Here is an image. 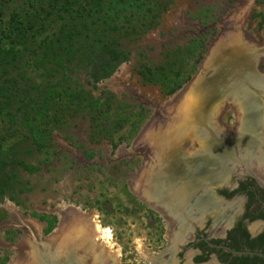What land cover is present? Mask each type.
<instances>
[{"label": "rangeland", "instance_id": "rangeland-1", "mask_svg": "<svg viewBox=\"0 0 264 264\" xmlns=\"http://www.w3.org/2000/svg\"><path fill=\"white\" fill-rule=\"evenodd\" d=\"M28 5L30 0H0V25L7 26L12 14L26 9ZM61 15L57 17L55 14L54 17L59 19ZM227 30L241 33L249 43L258 44L256 48L250 44L253 49L248 56L252 54L250 57H254V65L261 64L264 73V59L258 56L264 52V47L260 48L264 46V0H170L154 27L145 34L127 38L130 57L112 75L96 85L89 84L82 73L78 76L81 86L85 90L90 89L94 98L100 100L91 110L83 109L88 101L78 110H66L67 118L53 129L52 146L47 151L30 152L29 146L20 140L21 135L7 137L5 129H0V135L6 136L2 144L7 154L35 165L30 171L29 165H25V168L10 161L13 165L6 172L10 174L14 171L17 178L2 176L5 177L4 184L11 186L0 195V264L26 260L27 255L23 252L28 239L39 247V252L37 261L33 257L25 264L52 263V259L46 263L41 261L39 253L43 252L44 244H50L55 237L59 238L63 233L66 236L71 234L72 220L64 225L67 231L62 229V217L69 208L80 211L89 228L94 223L110 230L111 242L105 244L104 237L95 238L92 231L90 234L88 232L89 235L84 232L74 236L77 241L86 240L90 248L92 245L99 248L104 244L107 256L111 257L104 258V264H111V261L117 264L149 263L147 255L158 252L164 246L165 239L161 236L162 221L150 209L148 195L145 196L147 200L140 198L144 197L140 187L143 182L147 184L146 177L150 182L154 180L167 155L175 154L180 166H183L181 160L190 158L187 152L185 155L182 152L180 158L178 156L180 149L189 146L192 141L187 139V142H183L185 144L174 147L175 144L169 145L170 140L167 143L163 140V135L177 131L179 123L175 112L178 111L180 115L189 104L194 103L188 98L190 90L219 69L222 64L219 47L225 42L223 34ZM234 41L237 42L236 39ZM216 44L219 46L216 47ZM238 51L241 52V48ZM234 61L239 60L236 58ZM250 63L247 62L245 66L232 61L226 66L231 67V72H235L236 68L248 72L249 68L253 69ZM22 73L37 84L43 80L40 71ZM177 86L179 88L170 93L169 90ZM205 86L208 101L214 103L215 100L230 97L229 88L223 95L221 92L219 98L218 87L209 83H205ZM104 91L108 94L103 95ZM110 97L109 108L107 99ZM234 102L237 103L236 108L226 103L217 105V113L223 123L222 129H216L215 136L219 130L224 138H231L232 133H240L242 138L245 136L238 119L242 111L240 104L243 107V103L239 100ZM204 122L196 121L184 128L187 131H181L182 135L176 139V136H172L176 142L193 135L194 147L191 151L194 157L195 153L201 151V146L212 148L211 143L207 142L213 141V136L198 138L197 135V129L205 127ZM181 127L180 123L178 130ZM158 131H163V135H159ZM160 141L165 144L163 150L168 152L166 155L161 152L163 150L157 152L155 149ZM155 155L160 159L156 167L152 164ZM138 184L141 186L138 187ZM80 259L81 264L86 261L99 264L91 259Z\"/></svg>", "mask_w": 264, "mask_h": 264}, {"label": "trees", "instance_id": "trees-1", "mask_svg": "<svg viewBox=\"0 0 264 264\" xmlns=\"http://www.w3.org/2000/svg\"><path fill=\"white\" fill-rule=\"evenodd\" d=\"M168 4L170 0H30L7 26L0 25V129L7 137L21 135L30 152L47 151L66 110H78L87 101L83 109L91 110L100 100L81 86L78 76L82 73L96 85L112 75L130 57L127 38L154 27ZM28 70L40 71L43 80L37 84L22 73ZM5 141L0 135V195L11 186L2 176L17 178L14 171L6 172L13 163L35 168L8 155Z\"/></svg>", "mask_w": 264, "mask_h": 264}, {"label": "flooded vegetation", "instance_id": "flooded-vegetation-1", "mask_svg": "<svg viewBox=\"0 0 264 264\" xmlns=\"http://www.w3.org/2000/svg\"><path fill=\"white\" fill-rule=\"evenodd\" d=\"M262 98L264 96L259 97ZM232 106L236 108L237 105L233 102ZM257 106L264 111V101L257 102ZM260 136L264 138V128L250 135L249 140L245 141L247 137H244L242 154L247 148L246 143H255ZM256 151L260 153V150H253V153ZM205 160L194 161L192 164L190 159L182 160L183 166L186 165L184 169L177 163V159L173 160L172 163L182 168L181 174L174 181L178 179L182 185L184 180L191 178L195 191L185 193L180 205L176 202L174 206L157 202L154 205L150 202V209L162 221L161 236L165 243L158 252L147 255L148 264H264V166L242 171L240 168L232 169L223 165L216 171L208 164H200ZM221 160L224 164H232L225 158ZM210 161L216 162L215 159ZM174 167L168 168V174L172 173ZM208 168L216 174L210 172L203 175L200 179L203 182L199 183L198 174ZM193 171L195 174L191 173ZM168 174L163 180L166 181ZM163 188L167 190L166 184ZM142 194L146 196V193ZM140 198L147 200L142 196ZM117 263L111 261V264ZM85 264L92 263L86 261Z\"/></svg>", "mask_w": 264, "mask_h": 264}, {"label": "bare ground", "instance_id": "bare-ground-1", "mask_svg": "<svg viewBox=\"0 0 264 264\" xmlns=\"http://www.w3.org/2000/svg\"><path fill=\"white\" fill-rule=\"evenodd\" d=\"M235 31H236V29H235ZM234 37H236V38H234ZM223 39H225V42H223V44L219 47V51H221V52H219V54H221L220 55V59L222 61V64H220L219 69L216 72H214L213 74H211V76H209L207 78V80H204V81L201 80L200 83H198V84H200L199 86L195 85V87L192 90H190L188 98L190 99V102H191V100H193V102H194L193 104H189V107L185 108L180 115H179L178 111L175 112L176 116L178 117L177 118L178 123L179 124L181 123L183 128L181 127L182 129L178 130L179 129V124H177L178 125V128H176L177 131H174L172 133H170V132L166 133L165 132L166 134L164 133V135H166V136H164L162 134L163 131H160V132L158 131V133H159V135L160 134L163 135V138H164L163 140L166 143L168 142V140H170L169 141V145H174L175 144L174 147H179L181 144H185L183 142H185V141L187 142V139L192 141L191 144L189 142V146L187 145V147L185 146V148L182 147L180 149V151H179L180 154L178 153L179 154V156H178L179 158H180V156L185 155V152L190 154V158L189 159L191 161H189V159H187L190 162V164H192L194 161H200V160L204 161V159H206L205 162L200 163V164H208L210 166V168H212L213 170L219 171L220 166H223L224 163H225V162L223 163L220 158H222V157L223 158H228L226 156H222L223 155L222 151H225V149L227 148V149H230L231 152L233 150H237L236 152L239 154L238 157L236 158V156L233 155V159L231 157L230 158H231V162L233 161V163H237V166H240L239 167L240 170H242V171L244 169H246V170H256L259 167L260 168L262 167V161H264V159H262L263 158L262 149H261L262 146H260L262 143H264V138L261 137V136L256 139L255 143L252 142V141H251L250 144L246 143L247 144V146H246L247 148H246V150H245L243 155H242V147H241V144H240V138H242L241 137L242 135L240 133L233 135V137H232L233 139L232 140L235 141V142L225 143V142H223V139L221 138V137H223V133L221 132V130H219L220 132L217 133V136H215V138H217V140H219L220 142L215 143L214 145L210 144V145H212L211 146L212 148H210L208 145L206 147H202L201 146V151L195 153L196 157H194L193 154H192L193 147H194L193 146L194 145L193 144L194 143L193 142V139H194L193 135H191L189 137H186L184 140L183 139H179V140H177L175 142V139L178 138L180 136V134L182 135L181 131H184L185 129H187L190 125H192L196 121L198 123L199 122L201 123L202 121H204V120H202L203 117L207 116L206 112H204V109L207 106H204V104L206 105L207 104V100H209V99L207 98L208 97L207 94L204 92V91H206V88H207L205 86V83H209V84L215 86V88L218 87L219 89L217 90L218 91L217 94H218V97L220 98V94H221L222 90L224 89L223 85H227L229 83L228 86H227V87H229V86H232L233 83H234V80H232L233 79V75H234V71L231 72L230 71L231 67L229 65L226 66L228 63H232V61H234V60H236V58H238V59H242L243 61H246V62L248 60V63L250 61V62H252L253 65L255 64V60H253L254 57H249L248 56V53L251 52L252 51L251 49H253V48H251V46H250L251 43L248 42L249 40L246 39V37L244 35H242L241 33L240 34L234 33V31H232V30H231V32H230V30H227L223 34ZM235 39H236L237 42L234 41ZM251 45L253 47H255V48L259 47L258 44L256 45V44L252 43ZM218 46L219 45L216 44V47H218ZM263 47L264 46H262L260 48H263ZM239 48H241V52L238 51ZM214 53L217 54V52H214ZM229 61H231V62H229ZM246 62L245 63H241V64L238 62L237 65H242L243 64V65L246 66ZM253 69H251V71H250V68L248 69L249 72H250L249 81H252V83H253V85H252L253 89H247L246 90V92H248V93L249 92H252V93L259 92V91H257V87L260 86L263 83V80H264V77L262 75L258 74V72L253 70ZM211 73H212V71H211ZM242 84H244V83H242ZM221 86H223V87H221ZM209 90L211 91V89H209ZM253 90H254V92H253ZM248 93H247L248 97H249V95H251V97L256 95V94H252V93L248 94ZM212 95H214V94H212ZM185 97H186V94L183 95L181 99L183 100V99H185ZM217 101H219V100H217ZM215 102H216V100H215ZM238 106H239V104H238ZM255 107H257V104H255ZM240 108H241L242 111L238 115L239 123H240V125L243 126V128H242L243 133L245 134V137H247L245 139L249 140V137H250V135H252V133H248L247 132L249 128L246 126V122L247 121H246V111L244 110V105L242 107V105L240 104ZM216 111L212 112V114H211L213 116V118H215L213 120V123H214L215 129H220V128L222 129V127H221L222 126V122L220 121V118H219L220 114L218 113L219 114L218 115ZM179 121H181V122H179ZM244 126H245V128H244ZM193 128H195V127H193ZM185 131H187V130H185ZM169 133L171 135H169ZM156 134H155V137H156ZM220 134H221V137H219ZM197 135H198V138L200 136H202L204 138L205 137L207 138L208 135L210 136L209 129L206 126L203 127V128L197 129ZM172 136H176L175 139ZM194 136H195V134H194ZM171 137H172V139H171ZM180 138H182V136ZM212 140H213V138H212ZM197 141H198V139H197ZM207 144H208V142H207ZM262 145H264V144H262ZM164 146H165V144L163 145V142L160 141V143L159 142L156 143V148L155 149L157 150V152H159V151L163 150ZM176 149H174V150H176ZM253 150H260L259 151L260 153H257V151H256L255 154H254ZM169 151H171V150H169ZM161 152H163L164 155H166L168 153V152H164V150L161 151ZM182 152H183V154H182ZM216 155H218V157H220V158L219 159L215 158L216 162L213 163L212 161H210V159H212L214 156L216 157ZM175 156H176L175 154L167 155L168 158L166 160H164L165 164L163 166L161 165L162 168L161 169L159 168L160 170H159L158 174L154 177L155 181L153 180V181L150 182L149 178L146 177V181L145 180L144 181L147 184H144V182H143L142 186L139 185V184L137 185L138 187L141 186L140 187L141 191L148 195L147 196L148 199L154 205H155L156 202L158 203V201H156L157 198L159 200L161 199L162 204H163V201H164V203L166 204L165 206H169V205L170 206H172V205L174 206L175 205L174 202H176V203H178V205H180L182 199H184L183 195L185 193H187V192L190 193V192L195 191V190H193V188H192L193 185L190 182L191 178H188L187 180H184L185 182L182 185L179 184V180L178 179H176L177 182H176V180L174 181V179L177 178V176L181 174L180 171H182L181 167L176 166L171 161V160L177 159V157H175ZM235 158H236V160H234ZM152 159H153L152 160V162H153L152 164H154V166L156 167V164H158L157 160H159V159L157 158L156 155L153 156ZM150 166H151V164L148 165L149 168H150ZM172 166H175V167L173 168L172 173L168 174V172H169L168 168H171ZM225 166H226V164H225ZM183 169H184V166H183ZM260 172H261V170H260ZM165 173L168 174L166 181H165V179L163 180V177H165ZM197 173L198 172L196 171V174ZM147 178H148V180H147ZM137 183H139V182L137 181ZM164 184H166L167 190H164V188H165V187L163 188ZM206 190H208V188ZM70 220L73 221V223H72V225L70 227L71 234L66 236L65 233H63V234H61L59 236V238H58V236L55 237L56 239H53L50 242V244L49 243L48 244H44V246L42 247L43 248V252L40 251V253H39V259L41 261H44V263L48 262L49 259H52L51 260L52 263L49 262L50 264H76L77 261H80V263H83V262H81L80 258H84V259H88V260L91 259L92 262H97L99 264H104V262H105L104 258L107 259V258L110 257V256H107L106 251L104 249L105 242L106 243H110L111 242V232H110V230L109 229H105V228L99 226L98 224L96 225V224H94L92 222L91 223L93 224V226H92V228H89L88 225L85 224L87 222H84L85 218L80 213V211H78L77 209H70L69 208V209L65 210V212L63 214V217H62V222H63V228L62 229L64 231H67V229L65 228L64 225H66L68 223V221H70ZM90 231H92V234H93V236L95 238L104 237V244H102L101 247L98 248L97 246L92 245V248H90L89 244L87 245V241L86 240H82L81 239L82 241L81 240L77 241L76 240L77 238L74 239V236L80 235V234H82L84 232L87 233V235H89ZM88 232H89V234H88ZM88 239H89V237H88ZM88 243H90V242H88ZM38 248L39 247H37L36 245H34L32 243L31 239L30 240L28 239L27 242L25 243L24 252H23L25 255H27L26 260H24L25 258L24 259H17L16 262L19 261L20 263H16L15 262L14 264H25V262L29 261L30 258H33V257L37 261L38 260L37 259L38 258L37 253L39 252V251L37 252ZM34 253H36V255Z\"/></svg>", "mask_w": 264, "mask_h": 264}, {"label": "water", "instance_id": "water-1", "mask_svg": "<svg viewBox=\"0 0 264 264\" xmlns=\"http://www.w3.org/2000/svg\"><path fill=\"white\" fill-rule=\"evenodd\" d=\"M251 56V55H250ZM249 56V57H250ZM258 56H260V58H262V59H264V52H262L261 54H259ZM259 58V59H260ZM239 61H233V62H239L240 64L241 63H245L246 61H243L242 59H238ZM247 62H248V60H247ZM246 62V63H247ZM249 63H250V61H249ZM252 63V62H251ZM249 64L250 66L252 65V68H254L253 70H255V71H259V72H262L263 73V71H262V67H261V64H259V63H257L256 65H253V64ZM235 64L233 63V66H234ZM242 67H244V66H242ZM242 69L243 68H241V70H240V68H236L235 69V72H234V75H233V79L232 80H234V84L232 85V86H229V87H227L228 86V84L227 85H223L224 86V89L222 90V94L221 95H223V93H224V91L226 90V89H228V91L229 90H231L230 92H231V94H230V97L227 99V97L225 98V97H223V98H221V100H219V101H217L216 100V102H214L213 103V101H208L207 100V104L205 105L204 104V106H207L205 109H204V112H206V117H203V119L202 120H204L205 122H204V125L209 129V134H210V136L209 137H211V136H213V138L215 139V140H213V141H210L209 140V142L208 143H211L212 145H214L215 143H218V142H220L219 140H217V138H215L214 136L216 135V129H215V126H214V123H213V120L215 119V118H213V116L211 115L212 114V111H216L218 108H217V105H219V103L220 102H224V103H226V104H231V106L233 105V102H234V100H239L240 102H242L243 103V105H244V110L246 111V126L249 128L248 129V133H252V134H256L258 131H259V129H261V128H264V111L262 110V108H260V107H255V104H257V102H259V101H264V99L262 98V99H259V97H263L264 96V80H263V85L261 84L260 86H258L257 87V91H259V92H254V90H253V92L254 93H252V92H246V90L247 89H253V83H252V81H249V75H250V72H249V70H248V73H247V71L246 70H243L242 71ZM250 71H251V69H250ZM262 75H264V73L262 74ZM264 77V76H263ZM246 80V81H245ZM233 82V81H232ZM242 83H244V84H242ZM232 87V88H231ZM245 92V93H244ZM247 93L248 94H256L255 96H253V97H251V96H249L248 97V95H247ZM249 98V99H248ZM233 107V106H232ZM216 109V110H215ZM217 112V111H216ZM218 114V113H217ZM219 115V114H218ZM222 121V120H221ZM223 123V122H222ZM224 125V124H223ZM225 126V125H224ZM236 128L238 127V124L235 126ZM225 128H226V130H228L229 131V128H227L226 126H225ZM235 130V129H234ZM233 137V133H232V135H231V138H224V137H221L222 139H223V142H225V143H232V142H235V141H233L232 138ZM245 137V136H244ZM243 137V138H244ZM243 138H241L240 139V144H241V147H242V145L244 144V140H243ZM245 141H246V139H245ZM243 150V149H242ZM243 152V151H242ZM222 153H223V155L222 156H226V157H228V158H225L226 160H229V161H231V158L233 159V155H235L236 153H235V151L233 150L232 152L230 151V149H225V151H222ZM233 153V154H232ZM221 154V153H220ZM238 155L239 154H236L235 156H236V158L238 157ZM243 155V154H242ZM231 157V158H230ZM214 159L215 158H217V159H219L220 157H218V155H216V157L214 156L213 157ZM212 158V159H213ZM236 158L234 159V160H236ZM220 159H223V157L222 158H220ZM184 166H186V165H184ZM224 167H225V164H224ZM226 167H230V168H232V169H236V168H239L240 166H236V163H233V161H232V164H226ZM212 173V174H216V172H214V171H212V170H210L209 168L206 170V171H201L199 174H198V176H200V178H199V183H202L203 181L202 180H200L201 178H202V176L203 175H205V174H209V173ZM188 174V173H187ZM192 174H195V172L193 171L192 172ZM198 176H196V177H198ZM196 180V179H195ZM143 198H146V197H143ZM156 201H158V203H161L162 204V202H161V199L159 200L158 198L156 199ZM163 204L164 205H166L165 203H164V201H163ZM61 225V224H60ZM39 238H40V236H39ZM41 239H43V240H48V239H45V238H43V237H41Z\"/></svg>", "mask_w": 264, "mask_h": 264}]
</instances>
